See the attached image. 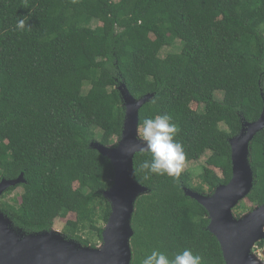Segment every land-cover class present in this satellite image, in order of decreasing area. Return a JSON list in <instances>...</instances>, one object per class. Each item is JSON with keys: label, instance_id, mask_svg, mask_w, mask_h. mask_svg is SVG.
Masks as SVG:
<instances>
[{"label": "trees", "instance_id": "obj_1", "mask_svg": "<svg viewBox=\"0 0 264 264\" xmlns=\"http://www.w3.org/2000/svg\"><path fill=\"white\" fill-rule=\"evenodd\" d=\"M19 19L31 27L17 30ZM121 85L137 99L152 95L139 125L166 113L185 163L206 157L198 172L169 176L146 175L140 165L151 154L135 155L148 192L135 203L131 264L184 249L202 264H226L208 211L185 189L212 194L228 183L230 138L263 111L264 0H0V181L26 179L0 209L23 233L64 219L67 238L97 246L88 235L103 239L111 214L103 191L115 170L91 143L121 138ZM250 163L254 186L234 207L238 217L264 203V129Z\"/></svg>", "mask_w": 264, "mask_h": 264}, {"label": "water", "instance_id": "obj_2", "mask_svg": "<svg viewBox=\"0 0 264 264\" xmlns=\"http://www.w3.org/2000/svg\"><path fill=\"white\" fill-rule=\"evenodd\" d=\"M119 90L126 113L118 144L91 143L92 147L111 160L115 170L113 184L103 191L111 204V214L102 232V243L97 246L85 245L67 238L62 231L54 228L23 233L0 209V264H131L135 203L148 192V187L135 177V155L141 151L126 154V150L133 144L137 148L144 146L136 140L139 111L152 95L137 99L124 85ZM262 129L264 107L257 120L244 121L240 132L230 138L231 180L220 184L212 194L185 189L208 211V229L217 237L226 264H264L253 251L255 245L264 239V203L239 217L234 213V207L254 186L250 143ZM25 181L24 172L16 178H2L0 197L8 188Z\"/></svg>", "mask_w": 264, "mask_h": 264}, {"label": "clouds", "instance_id": "obj_3", "mask_svg": "<svg viewBox=\"0 0 264 264\" xmlns=\"http://www.w3.org/2000/svg\"><path fill=\"white\" fill-rule=\"evenodd\" d=\"M26 25L31 27L25 19H19L16 28L23 31ZM178 132V126L166 113L146 117L138 126L136 135V140L144 146L137 148V145L133 144L130 149L126 150V154L135 150L151 154V159L144 160L140 165L146 175L179 176L185 165L186 153L183 145L175 139ZM257 245L258 243L253 249L255 253ZM142 264H202V257L194 254L191 249H184L172 258L164 252L153 250L142 260Z\"/></svg>", "mask_w": 264, "mask_h": 264}, {"label": "rangeland", "instance_id": "obj_4", "mask_svg": "<svg viewBox=\"0 0 264 264\" xmlns=\"http://www.w3.org/2000/svg\"><path fill=\"white\" fill-rule=\"evenodd\" d=\"M165 50H170V48L169 47H166ZM192 105H193V107H196L197 106L196 103L195 104L192 103ZM116 142H117L116 143V145H117L118 142H119V140H116ZM205 158L206 157H203L200 160H193V161H190V162L185 163V165L183 167V170L192 169L194 172H198L199 171V166H200L201 163H204ZM217 172H218V174L220 176L222 175V173H221L220 170H217ZM21 190H22V188L21 187H18L12 193H10L8 196H6V198L8 199V198H12L13 196H16L17 194H19L21 192ZM245 203L246 204L247 203L249 204V201H245ZM234 212H236V210H234ZM64 222H65L64 219L63 220L60 219V220L56 221L54 228L62 231L63 230L62 227H63ZM102 224L105 226V223L102 222ZM83 235H85V234H83ZM88 236H89V238H91V241L94 242V243H96L97 245L102 243V239L99 238L95 233H91ZM263 256H264V254H261V257H259V258L264 263Z\"/></svg>", "mask_w": 264, "mask_h": 264}, {"label": "built area", "instance_id": "obj_5", "mask_svg": "<svg viewBox=\"0 0 264 264\" xmlns=\"http://www.w3.org/2000/svg\"><path fill=\"white\" fill-rule=\"evenodd\" d=\"M256 253L258 254L259 257H261V254H264V247L256 246ZM264 259V256H263Z\"/></svg>", "mask_w": 264, "mask_h": 264}]
</instances>
